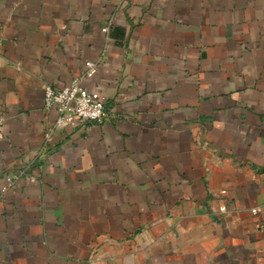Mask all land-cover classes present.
<instances>
[{"label":"crops","instance_id":"crops-1","mask_svg":"<svg viewBox=\"0 0 264 264\" xmlns=\"http://www.w3.org/2000/svg\"><path fill=\"white\" fill-rule=\"evenodd\" d=\"M0 112V264H264V0H0Z\"/></svg>","mask_w":264,"mask_h":264},{"label":"built area","instance_id":"built-area-1","mask_svg":"<svg viewBox=\"0 0 264 264\" xmlns=\"http://www.w3.org/2000/svg\"><path fill=\"white\" fill-rule=\"evenodd\" d=\"M109 24L106 23L102 30L106 31ZM98 60L88 59L85 61L83 76L92 77L97 69ZM81 76H74L69 83L62 87L44 86V107H54L57 115L56 125L94 122L101 123L105 117V99L97 91L89 90L80 83ZM4 116L0 112V127ZM31 180H34L31 177ZM12 177L6 175V184L1 187L5 190L12 184ZM256 208H252L255 212Z\"/></svg>","mask_w":264,"mask_h":264}]
</instances>
